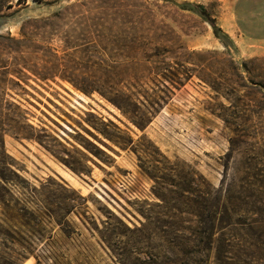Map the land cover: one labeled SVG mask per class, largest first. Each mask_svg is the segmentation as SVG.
<instances>
[{
    "label": "rangeland",
    "instance_id": "1",
    "mask_svg": "<svg viewBox=\"0 0 264 264\" xmlns=\"http://www.w3.org/2000/svg\"><path fill=\"white\" fill-rule=\"evenodd\" d=\"M17 2L0 0L1 35L17 38L20 26H61V32L89 37L93 29L87 26H103L106 41L95 49L98 54L76 56L108 63L138 57L141 38L148 36L149 55L170 70L166 74L172 80L166 83L168 100L140 132L97 94L86 96L59 80L40 86L30 74L27 85L19 82L17 87L0 70V132L7 130L3 115L14 112L8 105L12 102L31 126L61 142L78 166L84 165L78 154L83 152L102 168L88 161L91 177H79L37 143L4 136L0 175L8 178L13 192L40 183H49L50 190L63 184L88 199L85 226L70 216L68 239L58 227L47 226L53 239L33 245L35 253L62 255L59 264H205L204 223L216 217L208 264H264V0ZM132 38H137L133 48H126ZM51 45L61 53L57 39ZM191 51L209 52L198 58L208 70L195 74L214 78L218 90L195 75L183 79L186 69L193 68L183 63ZM222 52L240 67L246 88L226 90V80L238 81L230 76ZM250 59L257 60L247 64L248 82L242 63ZM98 119L128 132L138 157L104 141L115 154L82 129L101 138L85 123L100 126ZM87 141L112 158L101 156L108 164L83 148H91ZM45 142L53 146L51 138ZM10 169L21 179L11 176ZM217 206L220 215H215ZM0 251L22 248L8 245ZM21 264L35 263L29 258Z\"/></svg>",
    "mask_w": 264,
    "mask_h": 264
},
{
    "label": "trees",
    "instance_id": "2",
    "mask_svg": "<svg viewBox=\"0 0 264 264\" xmlns=\"http://www.w3.org/2000/svg\"><path fill=\"white\" fill-rule=\"evenodd\" d=\"M20 3L21 0H18L17 4ZM71 7L72 5L63 8ZM200 10L203 12V8ZM56 16L54 14L52 17ZM210 23L212 22L210 21ZM211 27L214 31L217 30L216 26L212 25ZM86 28L93 29L92 36H74L68 32H61V26H20L17 38L8 33L0 34L2 41H0V70L12 76L10 82L17 87H21L19 82L27 85L26 81L30 79V74L34 82L40 86L59 80L86 96L97 94L115 107L131 125L143 132L169 98L171 91L167 88L166 83L172 80L166 73L170 70L160 66L161 62L152 60L153 56L149 55L151 40L147 38L148 36L141 38L142 49H139V53H137L139 56L128 58L124 62L114 60L108 63L98 57H77L78 52L98 54L95 49L101 48L106 41V36L102 32L103 26H87ZM53 39L60 42L61 53L51 45ZM136 41L137 38H132L128 44H125V47L132 49ZM206 53L209 52L191 51L184 54L186 60L183 63H188L193 68L186 69L183 79H190L195 75L200 81L216 91L219 84L214 78L211 76L205 78L195 74L197 69L203 71L206 68L208 70L203 62L198 60ZM221 55L228 59L230 76L238 81L234 84L226 80V90L234 92L237 88H246L247 83L244 81L240 67L226 52H222ZM4 56L6 59H2ZM256 60L250 59L242 63L248 82H251V72L247 64ZM152 75H154L153 78ZM174 77L179 79L178 73ZM14 79L18 82H15ZM151 83L162 95L153 93L154 90L149 85ZM8 105L14 109V112H7L3 115L7 130L0 132V147L4 136L9 134L18 141L37 143L55 160L79 177L83 174L91 177V168L86 165L88 161L102 169L83 152H78V154L84 160V165L78 166L79 164L71 157L70 151L61 142L47 135L44 129L37 130L31 126L27 122L25 112L19 106L12 102ZM98 120L100 126H96L88 120L85 123L101 138H98L88 128L81 127L111 152L117 154L106 142L138 157L137 146L128 132L121 130L109 120L106 122ZM45 138H51L53 146H50L49 142H45ZM67 143L73 148L72 144ZM87 143L91 148L87 146H83V148L99 162L108 164L101 156L108 160L112 158L91 142L87 141ZM8 159L11 160L9 157ZM9 173L14 178L21 179L14 170L10 169ZM48 185L49 183H40L38 188L16 187L13 192V189L9 188L8 178L0 175V248H7L8 245L22 248L21 252L2 253L0 251V264H21L29 258H32L35 264H59L62 255L53 252L39 255L35 253L32 246L46 239H53L51 231L46 230L49 225L58 227L65 239H68L72 231L73 222L69 220L72 215L85 226L88 211L87 197L80 195L78 191L67 185L57 184L54 190H50ZM67 200L70 203L67 204ZM207 201L206 194L203 197V202ZM215 210V215H220L222 212L219 206ZM214 218L216 219V217ZM214 218L210 222L204 223L205 228H203V233H205L203 239L206 243L203 253L205 264H208L215 237ZM12 222L15 224H11Z\"/></svg>",
    "mask_w": 264,
    "mask_h": 264
}]
</instances>
